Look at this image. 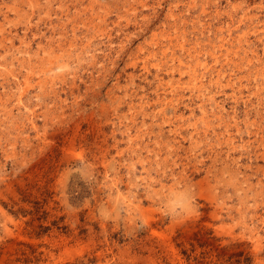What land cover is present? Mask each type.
Here are the masks:
<instances>
[{"label":"rangeland","instance_id":"1","mask_svg":"<svg viewBox=\"0 0 264 264\" xmlns=\"http://www.w3.org/2000/svg\"><path fill=\"white\" fill-rule=\"evenodd\" d=\"M0 264H264V0H0Z\"/></svg>","mask_w":264,"mask_h":264}]
</instances>
